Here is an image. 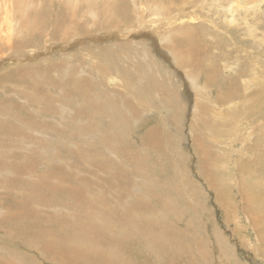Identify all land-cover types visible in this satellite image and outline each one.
<instances>
[{"label": "rangeland", "instance_id": "obj_1", "mask_svg": "<svg viewBox=\"0 0 264 264\" xmlns=\"http://www.w3.org/2000/svg\"><path fill=\"white\" fill-rule=\"evenodd\" d=\"M23 1L10 49L0 32V61L38 54L0 66V264H264V2L172 22L215 81L194 103L134 0Z\"/></svg>", "mask_w": 264, "mask_h": 264}, {"label": "bare ground", "instance_id": "obj_2", "mask_svg": "<svg viewBox=\"0 0 264 264\" xmlns=\"http://www.w3.org/2000/svg\"><path fill=\"white\" fill-rule=\"evenodd\" d=\"M154 3L159 2L160 0H151ZM195 0H181L179 5H177L175 2L171 1V0H164L161 4H160V13L157 14L154 7L155 5H151V3L148 2H143L141 0H134L136 8H133V11L136 13L137 15V21L140 23H151L154 26V29L156 30L155 33H153V31L151 30H146L145 32H152V35H146L148 37V39L151 40V44L152 46L156 47V51L159 53L160 58L163 59V63L165 65H170V68L172 67L171 65L176 64V67L178 68H182V73L184 75V80H183V85L185 86V84H187L189 81H191V84H189V86L193 87L196 90L193 93L189 92L187 89V91L190 93H188L190 95V98L193 99V102L195 101V99L197 98V95L202 92V88L205 87V85H207V83L209 82H213V78H208L207 79V83L204 84V82H202L203 80H201V77L199 74H197L196 72L193 71L194 67L192 68L190 64H186L187 63V59L183 60V58H186L189 56V54H182V50H180V41L177 36L175 35V30H176V24L172 23L173 21H176L177 19H182L184 16L188 15V13H184L187 11H184L188 5V3H191ZM225 3L224 5H221L222 2L221 0H200L192 9L191 15L193 17H189V20L192 21H198L200 20V16L197 15V11L198 9L201 10V8L205 7V4L207 5L209 2L211 4H214L213 7H220L222 8V12L221 15L223 16V19H225L226 21H228L229 25L230 23H234L236 21V16L235 13L233 12L234 7H239L242 8L243 11L246 13L249 11V9L252 8L253 12H256L257 10H259L262 7V3L264 2V0H224ZM28 2V1H27ZM29 2H31L29 0ZM99 2V1H98ZM19 3V4H18ZM69 3V2H68ZM73 3V2H72ZM71 3V4H72ZM85 3V0H84ZM163 3H171L168 4V6L172 5L171 9H168L167 7L163 6ZM70 4V3H69ZM35 5V4H34ZM73 5V4H72ZM29 6L25 1L23 0H0V15L2 13H4V16H2V18L0 19V32L4 33L6 41L4 42L5 44H3L4 47H6L7 49H10L13 44H14V37L17 35V30L19 29V25L22 22L21 16L24 14L26 15L25 18H29L30 19V13H28L29 8L27 7ZM31 6V5H30ZM250 6V8H248ZM76 7V6H75ZM157 7V6H156ZM191 8V7H190ZM21 10L20 16L17 17V11ZM84 9V8H83ZM148 9H151L150 15H148L147 20L145 19V21H143L144 17H143V13H145ZM237 12V9L235 10ZM251 11V10H250ZM249 11V12H250ZM27 12V14H26ZM218 13V12H217ZM241 14V13H240ZM19 15V14H18ZM238 15V14H237ZM250 14L248 13L245 17H244V22H248L247 20V16H249ZM229 16V17H228ZM34 17V16H33ZM27 18V19H28ZM240 18V17H239ZM25 19V22L28 23L29 20ZM203 19V18H202ZM212 19V18H211ZM241 20V19H240ZM250 21V20H249ZM24 22V24H25ZM208 22V21H207ZM36 23V22H34ZM181 24L178 27V31H179V35L184 34V36L182 37V39H187L188 37H190L192 30H189L191 28H195L194 24L192 26H186L185 27V22H183L181 20L180 22ZM24 24L22 26H24ZM240 24V23H238ZM142 25V24H141ZM232 25V24H231ZM247 25V24H246ZM254 25V24H253ZM21 26V27H22ZM143 26V25H142ZM251 26V25H250ZM20 27V28H21ZM123 26H121L120 28L123 30L122 28ZM140 27V26H139ZM166 28L165 31L161 32L160 29ZM229 27V26H228ZM239 27V25H238ZM248 27V26H247ZM255 27V25H254ZM263 27V26H262ZM29 28V27H28ZM150 28V27H149ZM242 28V27H241ZM249 28V27H248ZM253 28V26L251 27V29ZM261 28V27H260ZM145 29V28H144ZM219 29V27H218ZM230 29V28H228ZM254 29V28H253ZM256 29V27H255ZM122 30H118V38L119 39H127L129 42V44L131 45H136L133 42V38H137L138 36L135 34L134 30L132 33H127L125 35H123L122 33H120V31ZM245 30V29H244ZM249 30V29H248ZM100 31V30H99ZM115 31V30H113ZM117 31V30H116ZM229 31V30H228ZM260 31V30H259ZM104 32V31H103ZM22 33V32H21ZM100 33V32H99ZM250 33V32H249ZM25 34V33H24ZM88 34V33H87ZM103 34V33H102ZM110 36V35H109ZM117 36V35H116ZM245 36V35H244ZM22 37V36H21ZM20 37V38H21ZM90 37V36H89ZM101 37V36H100ZM104 38V37H103ZM107 38V36H106ZM139 38V37H138ZM73 39V38H72ZM79 39V37L77 38ZM90 39V38H89ZM76 40V39H75ZM189 40V39H188ZM121 41V40H120ZM193 42V41H192ZM246 42V41H245ZM127 43V42H126ZM125 43V44H126ZM176 44V47L173 44ZM240 43V42H239ZM244 43V42H243ZM190 44V43H189ZM245 44V43H244ZM243 45V44H242ZM190 46V45H189ZM246 47V45H244ZM243 46V47H244ZM22 49V50H20ZM61 49V48H60ZM153 49V48H152ZM244 49V48H243ZM34 49L31 47L27 48V45L25 44L24 46H22L21 48L14 50V52L16 51L17 53L13 56H6L3 59L5 60L6 63L10 64L11 62L15 61V60H19L21 58L23 59H30L33 57L38 56V54L34 53L33 51ZM57 50V49H56ZM197 50V49H196ZM188 51V50H187ZM235 51V50H234ZM246 51V50H245ZM250 51V50H249ZM232 52V51H231ZM241 52V51H240ZM193 54V53H191ZM195 54V53H194ZM238 54V53H237ZM242 54V53H241ZM240 54V55H241ZM40 55V54H39ZM244 55V54H243ZM92 56V55H91ZM192 56V55H191ZM235 56V55H233ZM239 56V55H238ZM238 56H236V58H238ZM194 57V55H193ZM226 58V57H225ZM2 59V60H3ZM2 60L0 61V66H2L3 62ZM183 61V62H182ZM189 61V60H188ZM234 62H236L235 60H232ZM240 61V60H239ZM251 61V60H250ZM17 62V61H15ZM91 62V61H90ZM190 62V61H189ZM237 63V62H236ZM256 63V62H255ZM239 64V62H238ZM96 65V64H95ZM196 65V64H195ZM241 65V64H240ZM257 65V64H256ZM92 66V65H91ZM194 66V65H193ZM246 66V65H245ZM258 66V65H257ZM96 67V66H95ZM176 67L172 68L171 70L173 71V69L175 71H177ZM248 67V65H247ZM254 67V66H253ZM251 67V69L253 68ZM83 68V67H82ZM97 68V67H96ZM99 69V68H98ZM97 69V71H98ZM246 69V67H245ZM258 69V68H257ZM102 71V70H101ZM215 71V70H214ZM258 71V70H257ZM99 72V71H98ZM213 72V70H212ZM214 73V72H213ZM237 73V72H236ZM107 74V73H106ZM105 74V75H106ZM257 74V73H256ZM216 75V74H215ZM118 76V75H117ZM214 76V75H213ZM245 76V75H244ZM19 77V76H18ZM111 79V78H110ZM112 80V79H111ZM218 80V78H217ZM232 81V80H231ZM215 82V81H214ZM220 82V81H219ZM222 82V81H221ZM111 83V82H110ZM126 83V81H125ZM185 83V84H184ZM221 84V83H220ZM116 85V84H115ZM228 85V84H227ZM230 87V86H229ZM247 88V87H246ZM227 93V92H226ZM230 93V92H229ZM181 94L183 97L187 96L186 94L183 93V91L181 90ZM201 94V93H200ZM230 95V94H229ZM234 96V95H233ZM195 103V102H194ZM51 130V129H50ZM45 132V131H44ZM19 173V172H18ZM20 179V177H19ZM104 204V203H103ZM41 238V237H40ZM64 253V252H63ZM66 256V255H65Z\"/></svg>", "mask_w": 264, "mask_h": 264}]
</instances>
